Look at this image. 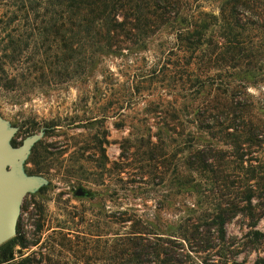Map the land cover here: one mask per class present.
Segmentation results:
<instances>
[{"label":"rangeland","instance_id":"1","mask_svg":"<svg viewBox=\"0 0 264 264\" xmlns=\"http://www.w3.org/2000/svg\"><path fill=\"white\" fill-rule=\"evenodd\" d=\"M220 1L196 3L217 15ZM35 2L0 0V45L16 39L22 50L0 55V116L16 129L15 147L43 131L23 162L26 175L38 169V156L45 159L43 173L33 175L45 183L21 205L13 263L116 264L109 245L142 232L162 249L176 247L183 264H264V132L251 140L247 125L235 129L230 116L203 124L210 128L194 121L203 99H229L238 77L216 75L194 57L175 73L164 35L153 45H123L57 90L40 86L31 69L42 59L30 36ZM209 76L215 83L193 99L190 81ZM258 80L244 92V117L264 130V77ZM185 114L191 123L179 125ZM196 151L219 153L215 172L186 166ZM218 214L223 240L212 224Z\"/></svg>","mask_w":264,"mask_h":264},{"label":"trees","instance_id":"2","mask_svg":"<svg viewBox=\"0 0 264 264\" xmlns=\"http://www.w3.org/2000/svg\"><path fill=\"white\" fill-rule=\"evenodd\" d=\"M197 1L36 0L38 17L34 19L35 27L30 36L34 45L32 52L39 53L42 59L31 65L32 71L37 73L32 78L40 86L57 90L62 84L73 80L78 72L85 74L96 69L100 59L123 50V45H153L166 35L168 40L163 45L172 46L166 50L165 59L174 72L180 63L191 65L194 57L208 71L218 70L220 73L216 75L221 74V70H228L230 76L238 77L229 99H223L220 95L204 98L194 114V121L200 127L210 128L203 124L213 122V126L222 125L230 116L235 129L247 125V137L256 140L264 130L260 124L245 119L248 106L244 92L250 80L258 82L261 76L264 77V0H221L217 15L200 11ZM31 8L34 7L30 2ZM47 8L49 17L46 16ZM3 18L0 16V23ZM256 30L260 33L259 37L253 33ZM10 44L0 45L1 56L8 49L12 55L22 51L17 48L19 44L16 39H12ZM214 79L213 76L204 80L197 77L192 79L189 88H195L190 94L192 98H195L194 94L199 97L204 94V88L214 84ZM189 116L185 114L179 125L191 123ZM167 117L173 122V114ZM92 120L99 122L96 117ZM58 123L51 124L56 126ZM34 133L30 132L28 136ZM211 153L207 156L204 151L191 153L186 166L195 171H213L219 167V153ZM38 158V169L31 172L32 175L43 173L45 165H40L45 159L42 156ZM209 158L212 159L210 162ZM212 221L223 240L225 222L222 215H216ZM19 228L17 224V234ZM18 244L17 238L13 237L0 246V264H14L12 252ZM109 246L116 264H150L154 261L158 264L184 263L176 247L170 245L168 249H162L142 232L125 233ZM162 253L167 257L165 260L159 258ZM26 261L24 259L17 264Z\"/></svg>","mask_w":264,"mask_h":264},{"label":"water","instance_id":"3","mask_svg":"<svg viewBox=\"0 0 264 264\" xmlns=\"http://www.w3.org/2000/svg\"><path fill=\"white\" fill-rule=\"evenodd\" d=\"M15 132L16 129L0 116V246L16 236L24 197L45 183L39 176L26 175L22 168L43 131L26 137L16 147L11 143Z\"/></svg>","mask_w":264,"mask_h":264}]
</instances>
